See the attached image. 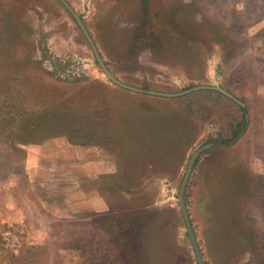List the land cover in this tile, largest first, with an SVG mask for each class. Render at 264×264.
I'll list each match as a JSON object with an SVG mask.
<instances>
[{"label": "rangeland", "instance_id": "374dc122", "mask_svg": "<svg viewBox=\"0 0 264 264\" xmlns=\"http://www.w3.org/2000/svg\"><path fill=\"white\" fill-rule=\"evenodd\" d=\"M119 81L102 73L57 0H0V65L17 72L21 141L0 137V264H81L93 229L117 264H264V0H65ZM93 200L99 207L93 206ZM100 208V209H98Z\"/></svg>", "mask_w": 264, "mask_h": 264}, {"label": "trees", "instance_id": "16d2710c", "mask_svg": "<svg viewBox=\"0 0 264 264\" xmlns=\"http://www.w3.org/2000/svg\"><path fill=\"white\" fill-rule=\"evenodd\" d=\"M148 1L138 0L142 15L146 14ZM2 33L3 31L0 29V42L4 38L2 42L10 43L6 41ZM22 81L23 78L18 76L17 72L4 73V68L0 65V135L11 141L12 144L21 141V137H19L21 132L18 130L17 124L20 123L19 119L25 116V108L22 102L24 95L20 93L19 87ZM237 107L240 110V117L234 124H230L225 137L210 140L213 146L228 147L239 139L242 131L244 132L247 124L246 112L243 107L238 105ZM97 233V230L93 229L90 232V237L84 239L77 237L73 240L74 245L72 247L79 251L82 259L81 264H117L111 244Z\"/></svg>", "mask_w": 264, "mask_h": 264}, {"label": "water", "instance_id": "95a60500", "mask_svg": "<svg viewBox=\"0 0 264 264\" xmlns=\"http://www.w3.org/2000/svg\"><path fill=\"white\" fill-rule=\"evenodd\" d=\"M57 1L60 2V4L67 10V12H69V14L74 19L76 25L78 26V28L81 30L83 36L85 37L99 68L101 69V71L105 75V77L112 84H114L118 87H121L123 89L133 91V92L147 93L149 95L161 96V97H175V96H179L182 94H186L192 90H198V89L215 90V91L219 92L220 94L224 95L225 97L229 98L230 100H232V101H234L237 104L242 106V104L235 97H233L230 93H228L227 91H225L224 89H222L218 86L195 85V86H192L188 89H185V90L179 91V92H160V91H155V90H144V89L137 88V87H134V86H131V85H128V84H125V83L119 81L117 78H115L111 74V72L106 68V66L102 62V59L100 58V56H99L91 38L89 37L80 17L72 10V8L69 6V4L65 0H57ZM211 145H212L211 142L205 143V144L199 146L198 148H196V150H194L191 153V155L189 156L187 163L185 165L182 177H181L180 182H179L178 187H177V193H176V200L178 203L179 212H180V215H181V218H182V221L184 224V228H185L187 237L189 239V242H190L193 254H194L196 264H203V260H202V257H201L200 251H199V247L197 245V241L195 239V236H194V233L192 230V226H191L189 218H188V214H187V210L185 207L183 195H184L185 185L187 183V180H188V177H189V174H190L194 160L202 151L208 149Z\"/></svg>", "mask_w": 264, "mask_h": 264}, {"label": "crops", "instance_id": "0c3cea01", "mask_svg": "<svg viewBox=\"0 0 264 264\" xmlns=\"http://www.w3.org/2000/svg\"><path fill=\"white\" fill-rule=\"evenodd\" d=\"M93 206L99 207L100 204L98 205L97 201L93 200ZM100 208H101V206H100ZM100 208H98V209H100Z\"/></svg>", "mask_w": 264, "mask_h": 264}, {"label": "flooded vegetation", "instance_id": "af4514ba", "mask_svg": "<svg viewBox=\"0 0 264 264\" xmlns=\"http://www.w3.org/2000/svg\"><path fill=\"white\" fill-rule=\"evenodd\" d=\"M208 143V142H207ZM212 143V142H211ZM213 146V143H212V145L210 146V147H212Z\"/></svg>", "mask_w": 264, "mask_h": 264}]
</instances>
